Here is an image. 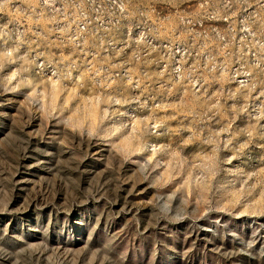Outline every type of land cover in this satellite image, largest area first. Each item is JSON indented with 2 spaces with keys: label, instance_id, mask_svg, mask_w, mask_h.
Returning a JSON list of instances; mask_svg holds the SVG:
<instances>
[{
  "label": "rangeland",
  "instance_id": "1",
  "mask_svg": "<svg viewBox=\"0 0 264 264\" xmlns=\"http://www.w3.org/2000/svg\"><path fill=\"white\" fill-rule=\"evenodd\" d=\"M0 264H264V0H0Z\"/></svg>",
  "mask_w": 264,
  "mask_h": 264
}]
</instances>
